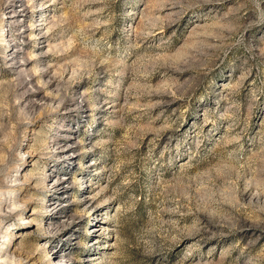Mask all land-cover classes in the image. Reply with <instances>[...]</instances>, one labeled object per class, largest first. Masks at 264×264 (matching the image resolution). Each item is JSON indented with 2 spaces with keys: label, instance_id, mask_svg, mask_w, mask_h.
Masks as SVG:
<instances>
[{
  "label": "rangeland",
  "instance_id": "374dc122",
  "mask_svg": "<svg viewBox=\"0 0 264 264\" xmlns=\"http://www.w3.org/2000/svg\"><path fill=\"white\" fill-rule=\"evenodd\" d=\"M0 264H264V0H0Z\"/></svg>",
  "mask_w": 264,
  "mask_h": 264
}]
</instances>
